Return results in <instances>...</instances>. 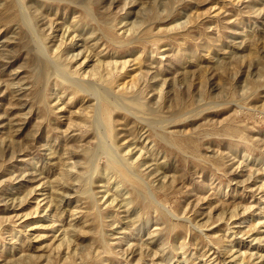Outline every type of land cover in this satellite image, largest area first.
<instances>
[{
  "label": "rangeland",
  "instance_id": "obj_1",
  "mask_svg": "<svg viewBox=\"0 0 264 264\" xmlns=\"http://www.w3.org/2000/svg\"><path fill=\"white\" fill-rule=\"evenodd\" d=\"M0 264H264V0H0Z\"/></svg>",
  "mask_w": 264,
  "mask_h": 264
},
{
  "label": "bare ground",
  "instance_id": "obj_2",
  "mask_svg": "<svg viewBox=\"0 0 264 264\" xmlns=\"http://www.w3.org/2000/svg\"><path fill=\"white\" fill-rule=\"evenodd\" d=\"M57 72V71H56ZM55 74V73H54ZM60 77V76H59ZM82 90V89H81ZM103 95V94H102ZM100 96V95H99ZM105 95H103V97H104ZM103 97H102V99H103ZM99 99H101V98H99ZM98 99V100H99ZM119 99V98H118ZM112 103V102H111ZM109 104V103H108ZM111 105V104H110ZM112 105H114V104H112ZM121 106V105H120ZM100 112V111H99ZM100 117V116H99ZM95 120V119H94ZM94 123V122H93ZM102 126V125H101ZM101 128V127H100ZM106 133V132H105ZM98 134V133H97ZM98 139V138H97ZM105 139V138H104ZM97 141V140H96ZM117 148V147H116ZM109 150V149H108ZM113 150V149H112ZM114 152V151H113ZM93 153V152H92ZM114 154H115V152H114ZM107 158V157H106ZM94 160V159H93ZM114 160V159H113ZM117 162V161H116ZM94 164V163H93ZM130 164V163H129ZM81 165V164H80ZM79 166V165H78ZM93 170V169H92ZM91 170V171H92ZM134 173V172H133ZM94 175V174H93ZM132 175V174H131ZM135 175V174H134ZM136 176V175H135ZM88 177V176H87ZM91 177V176H90ZM66 197V196H65Z\"/></svg>",
  "mask_w": 264,
  "mask_h": 264
}]
</instances>
